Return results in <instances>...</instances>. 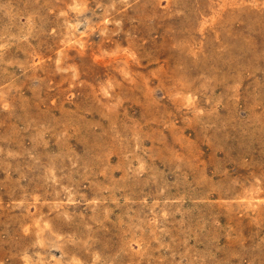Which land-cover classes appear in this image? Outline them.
I'll list each match as a JSON object with an SVG mask.
<instances>
[{
	"label": "rangeland",
	"instance_id": "obj_1",
	"mask_svg": "<svg viewBox=\"0 0 264 264\" xmlns=\"http://www.w3.org/2000/svg\"><path fill=\"white\" fill-rule=\"evenodd\" d=\"M0 264H264V0H0Z\"/></svg>",
	"mask_w": 264,
	"mask_h": 264
}]
</instances>
